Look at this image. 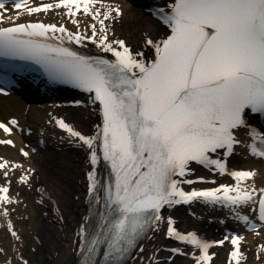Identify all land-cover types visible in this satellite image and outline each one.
<instances>
[{
  "label": "snow or ice",
  "instance_id": "snow-or-ice-1",
  "mask_svg": "<svg viewBox=\"0 0 264 264\" xmlns=\"http://www.w3.org/2000/svg\"><path fill=\"white\" fill-rule=\"evenodd\" d=\"M97 3L58 0L54 5L31 7L29 0H13L14 9H23L29 16L53 7L66 9L71 17L82 11L100 24L99 30L91 25L90 37L44 23L0 28V57L31 60L41 65L53 81L92 94L91 103H99L103 126L94 136H85L63 119H55L60 130L89 150L93 166L88 174L89 194L96 193L98 187L97 142L113 177L111 187L105 189V212L99 223L102 231L90 240L84 264H92L96 247L105 242L108 247L104 264H121L139 239L150 238L147 232L158 230L165 206L194 202L219 205L231 209L255 232L248 215L238 210L257 205V219L264 223V189L245 184L256 174L246 170L229 172L213 154L224 150L226 160L240 143L234 130L244 127L252 140L250 153L264 158V134L251 128L245 118L247 112L264 117V0H174L168 11L159 9L156 13L170 28V35L158 42L146 40L155 49V59L150 62L143 59V53L133 54L124 41H109L104 22L120 17L121 12L101 5L106 8L101 13ZM4 9L5 4L0 3V10ZM65 38L77 44L87 39L111 53L114 60H90L45 42L59 40L62 45ZM10 124L15 126L16 121ZM0 129L10 134L3 123ZM191 162L228 174L236 183L184 191L181 183L209 182L202 177L184 179L190 174ZM5 167L0 163V169ZM27 182V176L21 177L20 183ZM8 191L0 187L4 194L0 202L11 203ZM167 223L166 238L199 249L196 264H209L212 243L195 233L181 234L171 217ZM83 233L82 227V238ZM241 240L239 236L231 237L230 264H240ZM215 243L223 245L224 241ZM171 251L180 254L178 248Z\"/></svg>",
  "mask_w": 264,
  "mask_h": 264
},
{
  "label": "bare ground",
  "instance_id": "bare-ground-1",
  "mask_svg": "<svg viewBox=\"0 0 264 264\" xmlns=\"http://www.w3.org/2000/svg\"><path fill=\"white\" fill-rule=\"evenodd\" d=\"M123 10L122 23L120 26H113L115 29L114 33L115 35L124 36L127 42L136 49H142V45L145 42V40H141V38H144L143 36L153 38L162 34L163 30L151 21L140 25L137 21L136 14L138 13L136 9L124 6ZM0 116L6 117L5 120L14 117L20 125L27 126L33 130H36V125L40 123H42L43 130L52 128L50 124V119L53 116L51 110H38L34 105H27L13 96L0 97ZM94 116L90 112V108L74 109L66 114L67 120L84 132H89L93 129L96 121ZM244 135L245 132L239 130L238 138L240 140L244 138ZM11 139L15 142V147L13 149L7 146L0 147V159L13 162L20 161L21 158L17 151L23 146L24 142L29 140L23 135L16 134H12ZM68 153V149L56 150L52 148L49 165L42 163L37 165L41 176L32 178L31 183L34 185L32 195L35 199L42 201L43 206H36L33 202L30 205L32 216L28 220L23 218L24 222L29 223L28 231L32 236L36 237L37 242L40 241L41 247L47 254L51 264H76L79 233L85 213V172L88 170L87 152L86 150H75L71 152V157L68 156ZM230 160L231 165L244 166L255 170L256 175L250 182L251 185L260 186L264 183V163L262 161L249 158L241 150L236 151ZM8 183L9 180L0 179V184L8 185ZM36 188H39L38 191ZM53 202H56L60 210V217H56L52 213ZM42 213H46V216H42ZM171 215L177 218L178 226L182 228L197 230L212 239H215L218 234V227L215 224H208L207 218L202 217L203 213L197 214L200 219L188 218L180 210H175ZM255 240H257V244L264 246V228L260 230L259 236ZM18 241H12L0 229V249L3 248L2 244L5 243L9 244L10 247H15L14 253H11L13 258L20 252V249H18L20 242L18 243ZM63 243H66V245L64 246ZM165 244L166 242L157 230L151 236L149 242L144 245L143 250L128 264H146L149 254H153L157 248ZM151 247L153 248L151 249ZM254 251L258 252V261L254 256L249 255L246 264H264V252L258 251L257 247ZM222 255L223 252L221 250H216V258L212 264H219ZM160 257L161 252L156 256V259ZM152 258L153 256L151 260ZM5 259L6 256L1 259L3 261L0 260V264ZM171 263L189 264V261L175 258ZM149 264H152L151 261Z\"/></svg>",
  "mask_w": 264,
  "mask_h": 264
},
{
  "label": "rangeland",
  "instance_id": "rangeland-1",
  "mask_svg": "<svg viewBox=\"0 0 264 264\" xmlns=\"http://www.w3.org/2000/svg\"><path fill=\"white\" fill-rule=\"evenodd\" d=\"M137 20L140 23H143V20L140 16H137ZM40 173H38L36 176H39ZM26 192V197L29 194L28 190H25ZM32 197L28 198L27 201L22 203V206L24 208V211H29V204L32 203ZM27 207V208H26ZM24 215L26 216V212H24ZM17 218V217H16ZM17 225V222H16ZM19 226H21V228H23V232L25 233L24 236V240L23 243L21 245L22 247V253H23V257H25L28 262H32L33 264H51L50 261L47 259V255L45 253V251L43 250V248H41L40 245L35 244L34 242V238L32 239V235L28 234L27 228H28V224L27 223H20L18 224ZM17 225V227H18ZM20 229V228H19ZM63 245L65 246L66 243H63ZM33 256V258H30V256ZM20 264V263H18Z\"/></svg>",
  "mask_w": 264,
  "mask_h": 264
}]
</instances>
